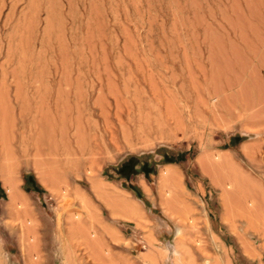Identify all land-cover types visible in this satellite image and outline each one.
Here are the masks:
<instances>
[{
    "label": "rangeland",
    "instance_id": "obj_1",
    "mask_svg": "<svg viewBox=\"0 0 264 264\" xmlns=\"http://www.w3.org/2000/svg\"><path fill=\"white\" fill-rule=\"evenodd\" d=\"M0 264H264V0H0Z\"/></svg>",
    "mask_w": 264,
    "mask_h": 264
},
{
    "label": "bare ground",
    "instance_id": "obj_2",
    "mask_svg": "<svg viewBox=\"0 0 264 264\" xmlns=\"http://www.w3.org/2000/svg\"><path fill=\"white\" fill-rule=\"evenodd\" d=\"M262 38V36L260 37V39ZM261 42V41H260ZM252 43V42H251ZM245 44V43H244ZM253 44H254V42H253ZM252 44V45H253ZM246 45V44H245ZM251 48V47H250ZM235 53V52H234ZM233 53V54H234ZM236 54V53H235ZM243 55H244V53H242ZM236 56H238V55H236ZM254 57L257 59L258 57H257V54L256 53H254ZM238 58H240V57H238ZM260 58V57H259ZM259 58H258V60H259ZM254 60V59H253ZM237 61H238V59H237ZM240 62V61H239ZM256 62V61H255ZM223 65H225V64H223ZM228 66V65H227ZM227 66H224V67H227ZM221 67H223V66H221ZM221 67H219V68H221ZM221 70H223V69H221ZM220 72H222V71H220ZM227 85H228V83H226ZM230 84H232V83H230ZM231 86V85H230ZM237 86V85H236ZM253 101H254V99H253ZM222 102V101H221ZM63 103V102H62ZM221 105H222V103H220ZM246 105V104H245ZM245 105H243V106H245ZM64 108V107H63ZM63 111H64V109H63ZM196 113V112H195ZM92 131V128L91 127H87V129H86V134L87 135H89V137L90 138H88L89 139V142H87L86 144H87V146L88 147H86V144L84 143V141H82L78 136H77V138H75L76 140H75V142H76V144H75V146L73 147V146H71L70 145V142H68V148L66 149V151H64L63 152V154L66 156H69V154H71L70 152H71V147H72V149H73V153H75V155H81V156H85V154H88V155H92V156H94L96 153H98L97 151H99V150H101V148H102V146H103V143H104V138L103 137H105V134H107V131H102L101 133H99V134H96V135H94V133H92L91 132ZM80 133V132H79ZM79 138V139H78ZM48 150V149H47ZM49 155H51V154H49ZM53 155H56V154H53ZM62 156V155H61ZM92 159V158H91ZM166 178H165V180H172V175H171V173L170 172H168L167 174H165L164 175ZM173 178H174V176H173ZM5 184L7 185V188H8V191H9V194L8 195H10V198H11V201H12V203H14L15 204V202L17 201V200H19V198H22V195L21 194H19L20 192L17 190V188H16V186H15V182H13V179L11 178V177H7V179L5 180Z\"/></svg>",
    "mask_w": 264,
    "mask_h": 264
},
{
    "label": "crops",
    "instance_id": "obj_3",
    "mask_svg": "<svg viewBox=\"0 0 264 264\" xmlns=\"http://www.w3.org/2000/svg\"><path fill=\"white\" fill-rule=\"evenodd\" d=\"M169 171H166L163 175H162V177L165 179L166 177L164 176L165 174H167ZM173 172V171H172ZM172 172H170L171 173V175H172ZM90 206H91V208L92 209H94V210H96V206L94 205V204H91V202H90V204H89ZM131 204H129V205H125V206H123L122 207V209H121V211H122V214L123 215H121L124 219H126V220H129V218H130V216H132L133 215V210H132V208H131V206H130ZM98 215L97 214H95V217H93L94 219L93 220H91V219H88V218H86V217H83L84 218V225L85 226H92L93 225V227H94V230L93 231H101V227H103V221H102V219L101 218H99V217H97ZM23 219V218H22ZM47 220H49V218H46ZM30 220H32L34 223H32V225L34 224V226H36L35 227V231H40L39 229H38V223H39V221L41 220V215L40 214H38V213H32L31 214V219ZM170 220H172L173 221V223L176 225V220H179V219H177V218H175V219H171L170 218ZM54 225H55V223H54V220L53 219H50V227H48L47 228V230L46 231H55V228H54ZM22 226H25L26 227V225H22ZM22 228V227H21ZM20 228V229H21ZM33 230V229H32ZM63 231H74V229H72L71 228V226L69 227V228H64V230ZM79 231H81V230H79ZM82 231H88V230H82ZM81 231V232H82ZM109 231V230H108ZM56 232V231H55Z\"/></svg>",
    "mask_w": 264,
    "mask_h": 264
}]
</instances>
